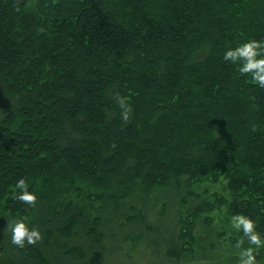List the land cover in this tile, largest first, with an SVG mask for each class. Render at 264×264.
<instances>
[{
    "label": "trees",
    "instance_id": "16d2710c",
    "mask_svg": "<svg viewBox=\"0 0 264 264\" xmlns=\"http://www.w3.org/2000/svg\"><path fill=\"white\" fill-rule=\"evenodd\" d=\"M249 38L264 0H0V264H239L231 217L264 236V87L223 53Z\"/></svg>",
    "mask_w": 264,
    "mask_h": 264
},
{
    "label": "clouds",
    "instance_id": "9594fccd",
    "mask_svg": "<svg viewBox=\"0 0 264 264\" xmlns=\"http://www.w3.org/2000/svg\"><path fill=\"white\" fill-rule=\"evenodd\" d=\"M225 61L231 60L238 63L239 72L251 73V79L264 87V41L255 38L246 39L235 46L226 48L223 53ZM122 116L125 121L129 119L130 105L120 98ZM37 193L30 190L29 182L25 177H19L14 189V199L34 205L37 201ZM27 216H14L8 219L6 229L10 231L11 243L23 246L25 243L34 244L42 238L41 230L38 226H32L28 222ZM231 224L243 235L236 242V247L240 249L239 264H257L255 249L264 246V236L256 229L254 219L246 214L237 213L231 217ZM245 238L249 247H243Z\"/></svg>",
    "mask_w": 264,
    "mask_h": 264
}]
</instances>
